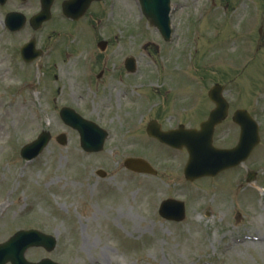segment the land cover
Here are the masks:
<instances>
[{
    "label": "rangeland",
    "instance_id": "374dc122",
    "mask_svg": "<svg viewBox=\"0 0 264 264\" xmlns=\"http://www.w3.org/2000/svg\"><path fill=\"white\" fill-rule=\"evenodd\" d=\"M33 5L21 10L31 15L38 8ZM173 7L168 43L145 26L137 0H101L77 22L59 18L44 30L27 27L22 33L5 30L2 17L19 9V1L0 5V206L11 204L0 216V238L17 228L51 225L61 235L55 256L68 264H264V0H173ZM35 33L38 46L53 51L27 65L17 55L18 45ZM104 39L108 46L101 50ZM128 55L138 60L134 77L141 75L144 83H136L138 93H129L130 114L107 96L119 97L121 58ZM89 75L93 86L83 84ZM95 81L102 84V97L95 96ZM215 83L226 85L231 113L245 105L261 116L258 160L254 156L236 172L183 185L186 152L163 150L149 140L137 144L133 137L145 134L139 124L159 108L172 123L175 103L187 105L198 89ZM63 104L111 131L101 153L81 148L78 133L57 114ZM225 122L232 133L235 127ZM43 129L65 131L68 145L54 142L37 160L25 162L20 148ZM129 152L154 157L159 175L129 172L123 166ZM248 166L257 177L238 186L235 180ZM99 168L106 178L97 175ZM169 196L188 202L181 224L158 213ZM23 208L28 213L20 215Z\"/></svg>",
    "mask_w": 264,
    "mask_h": 264
},
{
    "label": "water",
    "instance_id": "95a60500",
    "mask_svg": "<svg viewBox=\"0 0 264 264\" xmlns=\"http://www.w3.org/2000/svg\"><path fill=\"white\" fill-rule=\"evenodd\" d=\"M166 2H170V0H141V3L145 7V11L147 12L148 17L151 19V22L156 24V25H158L163 32H164V28H162L163 26L160 25L159 22L154 17H155V15L157 17H159L158 7L160 6V4H163V3H166ZM86 6H87V4L85 5V7ZM210 97L217 104V108L213 111L211 119H210V122H208L206 124V125L209 126V129L212 130L215 127V125L218 122H220L225 117L227 107H226V104H225V102L223 101V99L221 97V87L220 86H216L210 91ZM71 118L73 120L70 121V122L72 124H74L75 126H78L82 132H86V135L88 136V138H91L92 134L89 131V127H90L89 124L83 123L76 116H72ZM76 121L79 124L75 123ZM206 125H203V127H205ZM83 142L89 143V144L98 143V141L96 139H94L92 142H88V141L85 140V138H83ZM97 147L101 148L102 146H101V144H98ZM127 166L132 168V169H134V170L149 171V169H150L148 167V165L141 159H129L128 162H127ZM201 170H203V169H201ZM189 174H190L191 178H193V176H196L195 173L193 174V173L190 172Z\"/></svg>",
    "mask_w": 264,
    "mask_h": 264
}]
</instances>
